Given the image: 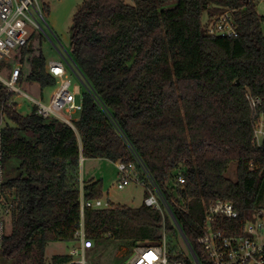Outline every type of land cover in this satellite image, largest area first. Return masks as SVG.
<instances>
[{
	"label": "trees",
	"instance_id": "obj_1",
	"mask_svg": "<svg viewBox=\"0 0 264 264\" xmlns=\"http://www.w3.org/2000/svg\"><path fill=\"white\" fill-rule=\"evenodd\" d=\"M256 6L249 0H85L70 28V56L90 88L82 94L76 130L35 111H6L3 190L14 201L12 233L0 257L47 264L50 243L76 241L82 197H103L102 180H81V158L116 164L138 157L198 260L210 264L198 244L207 205L231 202L238 223L264 208V147L254 144L255 125L264 119V16ZM227 10L238 36H210L207 23ZM33 52L31 40L19 62ZM32 62L28 79L54 88L45 58ZM4 96L0 84V109ZM250 98L260 100L255 109ZM13 162L19 163L14 176ZM233 163L235 181L226 175ZM179 173L186 184L177 182ZM109 203L84 211L95 245L158 243L164 224L172 253L180 249V232L167 213L163 223L145 204ZM69 261L54 256L52 264Z\"/></svg>",
	"mask_w": 264,
	"mask_h": 264
},
{
	"label": "built area",
	"instance_id": "obj_2",
	"mask_svg": "<svg viewBox=\"0 0 264 264\" xmlns=\"http://www.w3.org/2000/svg\"><path fill=\"white\" fill-rule=\"evenodd\" d=\"M249 1L264 3V0ZM45 6H41L39 0H0V69L9 71L8 77L0 75V84L5 89L0 109V253L6 237L3 218L12 212L14 201L12 196L10 199L7 198L3 190L6 178V168L3 165V130L9 122L7 109H13L19 113L22 99H24L31 104L38 116L44 119H57L74 130H76L75 122L80 118H76L75 114L80 116L83 111L82 98L78 101L77 93L71 90L72 83L68 77V69L74 72L75 64L70 53L65 49L62 53L58 46L56 48L58 47L57 50L61 54V61L50 62L46 67L49 75L56 80L55 90L50 100L45 103L42 99L34 98L20 88L24 74L21 62L18 60L19 52L31 42L36 32L45 35L52 42L55 38V34L44 18ZM207 33L210 36L224 38L237 37V24L233 12L224 11L216 19L207 23ZM80 81L85 86L84 79ZM250 104L255 109L260 104V100L250 98ZM254 144L264 147V119L255 125ZM83 161L84 159L81 158V163ZM115 165L120 175L116 182L119 190L125 189L131 182L142 184L144 187L145 180L151 184L150 188H145L147 197L144 204L158 211L164 223L165 213L170 216V207L161 191L156 188L141 160L136 157L133 163L119 161ZM176 180L180 185L186 184V176L182 173L178 174ZM109 207L110 203L103 204L101 199L85 201L82 197L81 223L76 235L77 245L68 254L70 261L63 264H92L90 261L92 253L89 252L96 245L86 235L84 211L86 208L107 209ZM238 220L239 213L231 202L213 200L205 208L198 244L210 264H264V208L257 209L242 223H238ZM181 244L182 247L179 245L180 249L172 253L170 240L163 224L161 240L153 244L135 245L124 264H186L185 257H188L193 264H201L196 255L197 261L195 260L182 236Z\"/></svg>",
	"mask_w": 264,
	"mask_h": 264
},
{
	"label": "rangeland",
	"instance_id": "obj_3",
	"mask_svg": "<svg viewBox=\"0 0 264 264\" xmlns=\"http://www.w3.org/2000/svg\"><path fill=\"white\" fill-rule=\"evenodd\" d=\"M84 1L85 0H39L41 6L46 5L49 7V12L45 13L44 18L47 25L55 34V38L52 42L40 32H36V34L33 36L32 47L34 52L28 56H24V58L20 57V59H24L21 62L24 74V78L20 84L22 91L30 94L34 98L42 99L45 103L48 102L50 95L55 89L52 87L41 89L39 84L28 79V76L32 72L33 68L32 60L38 58L41 54L45 58L47 66L50 64V62L61 61V54L57 50L58 47L62 53H64L65 49L71 54L70 28L72 26L74 15L80 9ZM128 2L130 3L131 0H128ZM256 10L260 15L264 16V3H257ZM207 20L208 18L205 14L203 16V22L206 23ZM262 31L264 34V24L262 25ZM56 46L58 47L56 48ZM14 62L20 64L17 61ZM8 73V69H0V75L2 77H8ZM68 77L72 83L71 90L77 93V99L80 101L83 92L90 90V88L87 87V84L83 86L80 79L84 78L76 66L74 68V72L68 69ZM21 103L22 106L19 109V113L23 116L30 115L33 112L31 104L24 99H22ZM75 117L78 118L80 116L79 114H75ZM18 166V162L12 163L10 167V169L13 170L12 176L19 174ZM236 170L237 164H231L226 174L227 177L235 181L237 178ZM82 174V181L91 178L103 181V197L101 198L103 204H106L110 201L114 206L121 205L130 208H139L144 204L146 187H144L142 184L131 182L125 189L119 190L116 186V182L119 180L120 175L116 165L110 161L100 159H88L83 161ZM148 186L150 187L151 184L149 183ZM197 212L198 210H195V213ZM3 220L5 222V235L9 236L12 233V214L10 213L4 216ZM76 245V241L50 243L46 248L45 257L47 264H52V259L54 256H68L70 251ZM180 245L182 247L181 243ZM89 253H92V257L90 258L92 264H124V262L130 256L131 249L127 245L114 243L108 246L96 245L95 248ZM0 264L9 263L4 258L0 257Z\"/></svg>",
	"mask_w": 264,
	"mask_h": 264
},
{
	"label": "water",
	"instance_id": "obj_4",
	"mask_svg": "<svg viewBox=\"0 0 264 264\" xmlns=\"http://www.w3.org/2000/svg\"><path fill=\"white\" fill-rule=\"evenodd\" d=\"M169 213H170L171 219L173 220L175 226L177 227V229L179 230L181 236L183 237L184 242L186 243L187 247L190 249L191 253L193 254V257H194L195 260L197 261V258H196V256H195V253H194V251H193L191 245L189 244L187 238L185 237V235H184V233H183V231H182L180 225H179L178 222L176 221V219H175V217H174V215H173V213H172V211H171L170 208H169Z\"/></svg>",
	"mask_w": 264,
	"mask_h": 264
},
{
	"label": "crops",
	"instance_id": "obj_5",
	"mask_svg": "<svg viewBox=\"0 0 264 264\" xmlns=\"http://www.w3.org/2000/svg\"><path fill=\"white\" fill-rule=\"evenodd\" d=\"M52 95V94H51ZM51 95H50V97H51ZM50 97H49V99H48V101L50 100ZM82 174V173H81ZM82 177H83V174H82ZM91 179H94V178H91ZM91 179H88V180H91ZM110 202V201H109Z\"/></svg>",
	"mask_w": 264,
	"mask_h": 264
},
{
	"label": "clouds",
	"instance_id": "obj_6",
	"mask_svg": "<svg viewBox=\"0 0 264 264\" xmlns=\"http://www.w3.org/2000/svg\"><path fill=\"white\" fill-rule=\"evenodd\" d=\"M73 60V59H72ZM73 63H74V61H73ZM75 64V63H74ZM76 66V65H75Z\"/></svg>",
	"mask_w": 264,
	"mask_h": 264
}]
</instances>
